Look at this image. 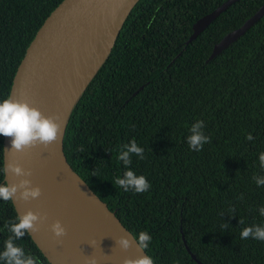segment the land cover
Here are the masks:
<instances>
[{"label":"trees","instance_id":"obj_1","mask_svg":"<svg viewBox=\"0 0 264 264\" xmlns=\"http://www.w3.org/2000/svg\"><path fill=\"white\" fill-rule=\"evenodd\" d=\"M61 1L0 0V100ZM226 1L138 0L66 126L68 163L133 236H152L145 252L154 264H197L184 241L203 264H264V242L240 238L244 227L264 226V186L253 179L264 177V16L206 62L264 0H238L188 42L193 25ZM197 121L209 137L198 152L187 143ZM133 140L144 158L133 154L126 168L117 155ZM129 169L151 188L135 193L116 185ZM16 217L12 202L0 200V251L11 235L5 224ZM16 243L50 264L29 234Z\"/></svg>","mask_w":264,"mask_h":264},{"label":"water","instance_id":"obj_2","mask_svg":"<svg viewBox=\"0 0 264 264\" xmlns=\"http://www.w3.org/2000/svg\"><path fill=\"white\" fill-rule=\"evenodd\" d=\"M129 0H62L44 20L27 47L14 74L9 96L26 100L38 108L45 116L59 117L60 139L47 147L37 145L24 152L11 150V138L3 136V168L8 162H16L31 176L16 177L11 172L5 174L3 183H18L29 179L32 186L41 189L37 199L27 202L14 201L12 205L18 215L32 210L45 217L38 223V231L29 232L33 243L50 264H89L95 258L96 264H123L126 258L135 259L147 255L140 250L133 235L72 169L68 163L63 140L71 110L95 76L114 45L115 39L127 18L135 0L115 31L112 44L73 101L66 117H63L65 103V83L76 59L84 56L90 40L99 26L114 8ZM238 0H227L212 13L193 25L192 41L219 14ZM262 5L244 24L227 33L217 44L206 62H209L233 42L243 36L261 17ZM141 86L132 96L136 95ZM60 221L66 235L55 237L51 225ZM121 237L129 239L130 248L123 250L116 241ZM183 237V235H182ZM185 248L197 264H203Z\"/></svg>","mask_w":264,"mask_h":264},{"label":"clouds","instance_id":"obj_3","mask_svg":"<svg viewBox=\"0 0 264 264\" xmlns=\"http://www.w3.org/2000/svg\"><path fill=\"white\" fill-rule=\"evenodd\" d=\"M59 117L45 116L38 108L31 106L26 100L8 96L0 100V135L11 138V150L13 152H24L25 150L37 145L47 147L49 144L57 142L60 139L61 125L57 121ZM204 122L197 121L190 128V135L187 137V143L194 151H200L205 143L209 142V137L203 134ZM248 140L253 137L249 135ZM83 151V148H81ZM144 149L137 145L133 140L130 144L124 145L119 151L117 159L123 162L128 168L132 163V155L143 159ZM259 163L264 168V152L259 155ZM5 174L11 172L16 177L31 176V170H25L16 162H8L3 169ZM257 186H264V177H253ZM114 183L123 188L125 192L131 190L135 193H144L151 188L150 183L144 175H137L132 170H126L123 177H116ZM41 195V189L32 186L29 179H20L18 183H0V200L6 202H27L37 199ZM261 216H264V207L259 209ZM45 217L39 213L28 210L22 215H18L15 220L5 224L11 235L4 243L3 251H0V264H40L38 258L26 254L23 247L16 241L23 238L29 232L35 233L38 229V223ZM239 223H243L242 220ZM51 230L55 237L66 235V230L60 221L51 225ZM241 239H255L264 242V226L244 227L240 232ZM138 248L145 251L152 242V236L147 231H140L138 235L133 236ZM116 243L127 251L131 242L125 237H121ZM89 264H96L95 258L90 259ZM123 264H154V260L149 255L139 256L135 259L126 258Z\"/></svg>","mask_w":264,"mask_h":264},{"label":"bare ground","instance_id":"obj_4","mask_svg":"<svg viewBox=\"0 0 264 264\" xmlns=\"http://www.w3.org/2000/svg\"><path fill=\"white\" fill-rule=\"evenodd\" d=\"M134 1L129 0L114 8L99 26L96 33L92 35L91 44L84 56L74 61V65L65 83L63 117H66L73 101L77 98L86 82L107 54L118 25Z\"/></svg>","mask_w":264,"mask_h":264}]
</instances>
